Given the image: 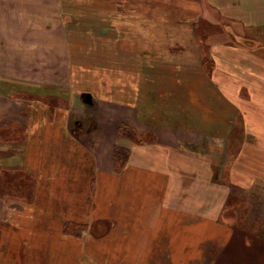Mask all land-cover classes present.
I'll list each match as a JSON object with an SVG mask.
<instances>
[{
    "label": "crops",
    "instance_id": "obj_1",
    "mask_svg": "<svg viewBox=\"0 0 264 264\" xmlns=\"http://www.w3.org/2000/svg\"><path fill=\"white\" fill-rule=\"evenodd\" d=\"M186 1L201 7L199 19L206 16L204 0ZM210 2L220 20L259 34L260 41L222 49L231 58L243 50L242 83L262 88L242 100L264 102V80L247 81L248 71L250 79L256 71L264 76V0ZM226 31L246 37V30ZM69 37L62 0H0V168L24 188L17 201L0 197V264H202L211 248L218 256L233 245L243 255L229 254L225 264H264V230L256 241L236 239V218L221 223L247 195L264 202V174L248 165L264 149V107L236 112L256 142L237 160L221 162L226 187L212 180L219 171L212 160L187 151L179 125L163 131L162 141L113 137L108 146L99 126L93 144L82 142L70 126L76 84ZM117 147L130 152L122 170ZM29 182L36 183L30 200L22 196ZM68 223L81 235L66 234ZM216 256L209 261L218 264Z\"/></svg>",
    "mask_w": 264,
    "mask_h": 264
},
{
    "label": "rangeland",
    "instance_id": "obj_2",
    "mask_svg": "<svg viewBox=\"0 0 264 264\" xmlns=\"http://www.w3.org/2000/svg\"><path fill=\"white\" fill-rule=\"evenodd\" d=\"M186 2L62 0L76 84L75 102L68 104L73 112L70 126L72 133L89 144L96 141L95 130L101 126L109 146L113 137L136 143L162 141L163 131L179 125L186 131L183 137L187 151L196 152L208 162L212 160L219 169L212 170V180L226 187L227 172L220 168L221 162L237 160L243 150H253L256 142V136L246 131V120L236 112L259 110L264 102L242 100L250 94H260L262 88L242 83L240 66L243 67L241 61L246 56L243 50L236 51L231 58L222 46L242 48L249 40L261 38L240 21L220 20L222 17L210 0L203 1L206 16L202 19L201 7L193 1ZM227 28L242 35L246 30V37H233L227 34ZM247 76V81L254 83L264 80L259 71L251 75L252 79L250 71ZM231 97L236 98L234 103L229 100ZM209 120L216 124L211 126ZM118 156L123 159L117 160L122 170L130 152L123 147ZM248 165L264 174V149ZM11 173L0 168V197L17 201V192L24 188L11 182ZM26 186L22 196L30 200L36 183ZM50 190L54 192V188ZM233 190L234 195L240 192ZM248 196L247 204L239 212L230 215L224 211L221 223L236 218L234 227L225 225L234 228L236 239L256 241L264 230V202ZM79 231L76 225L64 227V232L71 236H80ZM211 249L213 252L202 264H213L209 258L216 254L215 248ZM229 254L243 255V247H224L216 256L217 263L225 264ZM26 264L32 263L29 260Z\"/></svg>",
    "mask_w": 264,
    "mask_h": 264
},
{
    "label": "trees",
    "instance_id": "obj_3",
    "mask_svg": "<svg viewBox=\"0 0 264 264\" xmlns=\"http://www.w3.org/2000/svg\"><path fill=\"white\" fill-rule=\"evenodd\" d=\"M122 148V147H121ZM121 148L120 147H117L116 148V150H115V158H116V160H118V161H120L122 158H120L119 156H118V151H120L121 150ZM123 160V159H122ZM69 225H73V224H70V223H68V224H66V229L69 227Z\"/></svg>",
    "mask_w": 264,
    "mask_h": 264
}]
</instances>
